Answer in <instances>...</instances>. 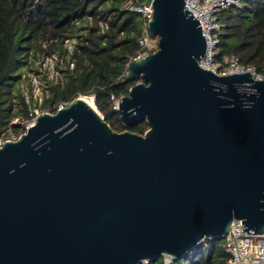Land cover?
<instances>
[{"label":"water","instance_id":"water-1","mask_svg":"<svg viewBox=\"0 0 264 264\" xmlns=\"http://www.w3.org/2000/svg\"><path fill=\"white\" fill-rule=\"evenodd\" d=\"M152 5L158 48L127 64V129L81 95L0 145V264L177 259L238 219L264 234V79L201 67L185 0Z\"/></svg>","mask_w":264,"mask_h":264},{"label":"trees","instance_id":"trees-1","mask_svg":"<svg viewBox=\"0 0 264 264\" xmlns=\"http://www.w3.org/2000/svg\"><path fill=\"white\" fill-rule=\"evenodd\" d=\"M130 0H0V137L19 133L31 107L18 89L21 69L38 54H58L66 60L63 76L52 85L43 107L56 110L77 96H93L100 113L115 131L127 129L111 95L122 97L140 79L127 78V64L147 49L139 43L146 18L124 8ZM218 45L222 59L235 54L245 65L264 67V0H242L225 11ZM74 39L69 52L65 42ZM158 48V47H157ZM149 50V52L155 51ZM69 56V58H68ZM74 66L71 67L70 63ZM146 121L129 127L143 134ZM224 238L207 239L168 264H229ZM138 264H165L163 256Z\"/></svg>","mask_w":264,"mask_h":264},{"label":"built area","instance_id":"built-area-1","mask_svg":"<svg viewBox=\"0 0 264 264\" xmlns=\"http://www.w3.org/2000/svg\"><path fill=\"white\" fill-rule=\"evenodd\" d=\"M153 0H130L124 8L128 11H135L141 13L145 18V29L142 36L139 38V43L143 48L147 50L140 55H146L149 50L158 47V39L153 37L148 29V20L153 13ZM186 5L192 10V14L198 18L202 32L206 39L207 49L205 56L199 60V65L203 68L210 69L218 74L234 73V72H251L254 78L264 79V67L259 70L256 66L243 64L239 57L235 54H227L222 59H218L220 54L219 43L222 34L223 23L221 22V16L225 11H235L242 4V0H185ZM74 39H67L65 46L68 47L69 52H72L74 48ZM56 60L64 62V59L58 54L48 55ZM69 58V56H68ZM70 66L73 67L74 63L71 62ZM94 100V97H92ZM111 99L114 103V108L119 109V103L121 97L111 95ZM67 104L61 103L57 106H63ZM56 108V109H57ZM51 109H45L44 111H37V109H31V118L27 120L28 124L24 125L23 129L12 138L0 137V145L8 139L16 140L24 133L27 128L36 121L38 115L43 112H54ZM242 220H234L232 224V231L234 235H230V232L225 235V247L229 253V264H264V234H256L254 232H248L243 228ZM165 264H168L174 260L169 254L163 255ZM144 262H149L145 260Z\"/></svg>","mask_w":264,"mask_h":264},{"label":"rangeland","instance_id":"rangeland-1","mask_svg":"<svg viewBox=\"0 0 264 264\" xmlns=\"http://www.w3.org/2000/svg\"><path fill=\"white\" fill-rule=\"evenodd\" d=\"M156 39H158V37H156ZM47 56L48 55L46 54H38L30 65L22 68L21 78L17 84L18 89L26 97L31 109H37L39 112L52 108H44L42 105L44 99L50 96L52 85L57 83L63 76L61 69H64L66 66L65 58L64 62H61L51 56ZM88 97L92 98L93 96ZM15 121H19L23 125L29 123L27 120H22L21 118L20 120L16 119ZM17 134V132L9 130L2 136L5 138H12ZM221 242H224V239Z\"/></svg>","mask_w":264,"mask_h":264},{"label":"bare ground","instance_id":"bare-ground-1","mask_svg":"<svg viewBox=\"0 0 264 264\" xmlns=\"http://www.w3.org/2000/svg\"><path fill=\"white\" fill-rule=\"evenodd\" d=\"M91 105L94 106L93 104V101H92V98H89V97H84Z\"/></svg>","mask_w":264,"mask_h":264}]
</instances>
